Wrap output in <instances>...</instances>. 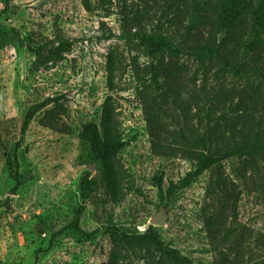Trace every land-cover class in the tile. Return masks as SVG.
Segmentation results:
<instances>
[{
  "label": "rangeland",
  "instance_id": "374dc122",
  "mask_svg": "<svg viewBox=\"0 0 264 264\" xmlns=\"http://www.w3.org/2000/svg\"><path fill=\"white\" fill-rule=\"evenodd\" d=\"M177 2L11 0L5 8V0H0V28L14 29L17 34L14 43L0 51V199L10 197V208L0 209V264H109L113 244L106 229L143 233L161 207L167 219L164 225L155 226L159 236L185 256L187 264H264L260 248L264 245V193L244 189L233 172L237 161L226 164L236 199L227 206L225 225L216 237L209 235L204 222V217L217 213L220 206L206 196L209 171L170 197L159 196L158 178L165 190L195 165L152 152L136 87L140 78L149 80L155 60L145 56L134 35L157 25L185 33L188 17L176 16ZM125 13L143 16L138 24H126ZM123 32L129 34L128 39L122 37ZM188 37L187 41L193 39ZM62 40L68 49L60 52V57L34 64V48L49 55ZM109 53L118 57L122 68L112 90L106 78ZM180 61L189 67L190 76L193 64L187 57ZM234 81L228 74L215 75L213 70L208 78L209 84L221 82L227 90L241 87ZM202 83L203 77L197 74L187 84L198 91ZM235 93L225 99L226 107L237 101ZM109 95L118 111L122 138L128 141L117 155L128 188L119 204L107 196L101 164L90 157L88 146L77 136L83 124L99 123L102 104ZM45 99L61 105V118L71 134L41 127L42 111L33 118L17 154L19 171L29 172L32 179L12 194L4 151L18 141L27 108ZM200 105L186 108L190 116L195 110L201 112ZM89 165H93L91 171ZM87 173L89 190L75 231L68 226L80 204V185ZM227 227L235 231L224 241ZM117 264L160 262L157 255L145 250L120 248Z\"/></svg>",
  "mask_w": 264,
  "mask_h": 264
},
{
  "label": "trees",
  "instance_id": "16d2710c",
  "mask_svg": "<svg viewBox=\"0 0 264 264\" xmlns=\"http://www.w3.org/2000/svg\"><path fill=\"white\" fill-rule=\"evenodd\" d=\"M11 0H5V8ZM125 4L126 0H117ZM175 14L188 17L185 33L170 32L160 26L138 30L134 37L146 57L154 59L149 68V80L140 78L136 91L142 102L147 133L154 154L164 157L177 156L195 166L175 183L164 190L158 178L160 198H168L176 190L184 189L201 174L210 172L206 196L220 204L217 213L205 216L204 222L210 236L216 237L225 225L227 206L236 199L234 183L226 173V164L237 161L233 172L241 178L245 190L264 193V0H177ZM143 15L123 14V21L138 24ZM189 35L193 37L187 41ZM113 35H110V37ZM122 37L129 38L127 32ZM189 38V37H188ZM14 29L0 28V51L8 43H14ZM190 39V38H189ZM62 40L45 55L39 48L32 51L34 64H43L60 57L67 50ZM187 57L194 69L180 58ZM118 57L108 54L106 63L107 85L112 90L117 72L121 70ZM228 74L241 87L229 90L221 82L216 86L208 78ZM203 77L198 91L188 82ZM122 90V89H120ZM230 92V93H229ZM236 92V93H235ZM237 94V101L227 107L225 99ZM200 110L190 116L186 108L190 104ZM229 110V111H228ZM41 113L38 124L52 132L71 134L70 127L62 120L61 105L45 99L30 105L24 113L19 139L4 151L6 171L11 182L9 191L31 180L29 172L19 171L18 150L33 118ZM78 139L88 146L90 157L99 161L106 182V194L113 204L121 203L127 194L124 171L118 164V153L128 144L120 131L118 111L111 95L102 104L99 123L82 125ZM89 190L88 173L80 185V204L68 226L79 230V220L85 209ZM10 197L0 199V209L10 208ZM230 208V207H229ZM62 230V229H61ZM113 244L110 263L117 264L119 249L145 250L159 257L160 264H187L188 259L166 245L155 226L148 225L143 233L129 234L120 229H107ZM234 229L227 227L223 235L227 241ZM61 232V231H59ZM239 239L235 241L238 244ZM263 248L264 245H260ZM37 257H35V260Z\"/></svg>",
  "mask_w": 264,
  "mask_h": 264
},
{
  "label": "water",
  "instance_id": "95a60500",
  "mask_svg": "<svg viewBox=\"0 0 264 264\" xmlns=\"http://www.w3.org/2000/svg\"><path fill=\"white\" fill-rule=\"evenodd\" d=\"M87 169L89 171H91L93 169V165H89L87 167ZM167 219V213L166 211L164 210L163 207H161L150 219L149 221V225H152V226H162L164 225L165 221Z\"/></svg>",
  "mask_w": 264,
  "mask_h": 264
}]
</instances>
